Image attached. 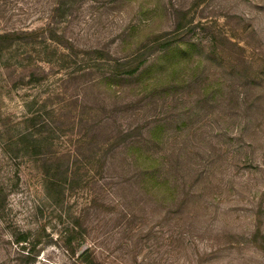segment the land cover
I'll return each mask as SVG.
<instances>
[{"label":"rangeland","instance_id":"374dc122","mask_svg":"<svg viewBox=\"0 0 264 264\" xmlns=\"http://www.w3.org/2000/svg\"><path fill=\"white\" fill-rule=\"evenodd\" d=\"M17 32L0 52V264H82L84 247L91 264H264V0H0V34ZM155 128L147 147L185 175L163 201L123 152Z\"/></svg>","mask_w":264,"mask_h":264},{"label":"trees","instance_id":"16d2710c","mask_svg":"<svg viewBox=\"0 0 264 264\" xmlns=\"http://www.w3.org/2000/svg\"><path fill=\"white\" fill-rule=\"evenodd\" d=\"M21 33H25V32L0 34V52L11 45L12 42L11 36H21L22 35ZM50 39L55 41L53 38ZM162 41L159 45L161 47L162 46L167 47L170 43L175 41V38L172 39L168 38L163 42ZM92 51L96 55L95 57L97 60L104 57L101 56L102 51L100 49L94 48ZM143 61H144V55L141 53L135 54L134 56L128 59H123V60L112 59L111 73L116 77L132 76L139 70V68L143 64ZM35 120L36 117L34 115L28 117V122L30 124H33ZM160 132H161L160 128L159 129L155 128L152 131V133L148 136V138L133 140L128 147L123 148V152L127 155L126 158L131 159L133 161V164L137 168L136 169L137 180H139L140 182L139 187L141 188L142 192L152 196L155 199L163 201L169 197L173 198V195L176 192L177 188L181 184L183 185L184 181L182 180H184L183 178H185V175L180 174V176H174L173 182L170 181L171 174H176L178 169L175 168L173 165H168L169 164L168 158L164 157V154H160L157 151H151V149L147 147L150 143L158 142L160 140L159 138ZM126 137L125 139H127ZM125 139H123L122 141H124ZM40 145L41 143L37 144V147H40ZM175 160H177L176 157ZM43 162H44L43 165L46 166L47 162L46 161ZM186 175H190V170H189V174ZM43 176L46 179L45 186L48 191H53L54 189H56L52 186H60L57 183V181H53V179L50 178V176L48 175V171H44ZM193 193H194L193 184L190 183L187 190L184 192L183 197L185 198H183L180 204L185 202L188 205L189 201L186 200V197H188V195H191ZM75 225L76 224H71V226L66 228L62 234L64 247L67 250L69 249L71 252L75 249L78 250L80 244L83 241L82 234L77 230V227ZM259 236L262 238V235L257 227L252 236L254 243L257 242ZM16 242L17 243L26 242V240L25 238H20ZM259 245L260 246L257 247H259L264 252V244H259ZM85 249L86 247L82 248L80 251L78 250L79 251L78 257L82 264H91L89 258L90 253L88 250L84 251Z\"/></svg>","mask_w":264,"mask_h":264}]
</instances>
